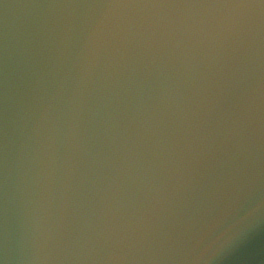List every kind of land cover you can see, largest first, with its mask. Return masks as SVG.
Returning a JSON list of instances; mask_svg holds the SVG:
<instances>
[{
  "label": "water",
  "instance_id": "1",
  "mask_svg": "<svg viewBox=\"0 0 264 264\" xmlns=\"http://www.w3.org/2000/svg\"><path fill=\"white\" fill-rule=\"evenodd\" d=\"M0 264H264V0H0Z\"/></svg>",
  "mask_w": 264,
  "mask_h": 264
},
{
  "label": "clouds",
  "instance_id": "2",
  "mask_svg": "<svg viewBox=\"0 0 264 264\" xmlns=\"http://www.w3.org/2000/svg\"><path fill=\"white\" fill-rule=\"evenodd\" d=\"M186 15L193 18V23L186 30H194L197 35L219 42L227 37L233 36L237 31V19L239 12L234 10L217 11L210 9L207 12H189ZM259 30V23L255 26Z\"/></svg>",
  "mask_w": 264,
  "mask_h": 264
}]
</instances>
